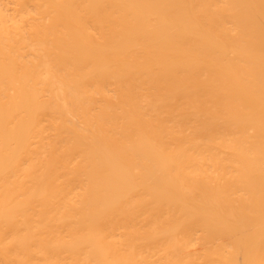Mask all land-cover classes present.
Masks as SVG:
<instances>
[{
  "label": "bare ground",
  "instance_id": "6f19581e",
  "mask_svg": "<svg viewBox=\"0 0 264 264\" xmlns=\"http://www.w3.org/2000/svg\"><path fill=\"white\" fill-rule=\"evenodd\" d=\"M0 264H264V0H0Z\"/></svg>",
  "mask_w": 264,
  "mask_h": 264
}]
</instances>
